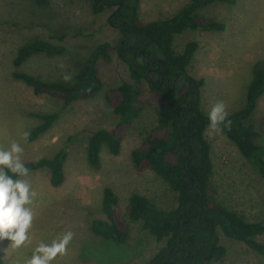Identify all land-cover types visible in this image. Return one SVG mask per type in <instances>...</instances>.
Instances as JSON below:
<instances>
[{
	"label": "rangeland",
	"instance_id": "obj_1",
	"mask_svg": "<svg viewBox=\"0 0 264 264\" xmlns=\"http://www.w3.org/2000/svg\"><path fill=\"white\" fill-rule=\"evenodd\" d=\"M188 1L141 0L140 19L169 18ZM109 15L110 11L94 15L90 0H49L47 6L33 0H0V148L8 149L13 141L18 142L24 149L22 163L51 157L60 149L68 154L66 180L59 188L50 185L46 169L18 178L26 180L35 193L32 203L25 206L34 218L29 242L24 246L13 248L10 241H0L3 264H24L39 243L50 244L69 231L74 235L66 254L58 255L52 264H148L163 245L127 218L131 230L122 248L113 247L90 229L92 218H103L99 208L106 187L115 191L123 211L133 193L147 197L165 211L177 207V194L169 185L152 172H137L130 158L145 133L155 126L158 106L142 112L123 140L119 155L104 149L98 168L87 161L89 134L112 129L118 121L104 91L122 80L133 83L128 67L112 53V62L98 64L103 91L68 107L52 97L36 96L31 88L12 78L13 72H25L43 81L66 82L64 77L70 76L66 83L71 82L96 45H116L120 40L119 30L108 24ZM198 15L225 24V30L187 31L175 38L174 46L181 51L189 41L198 43L188 71L203 81L201 108L208 115L212 106L222 101L230 115L245 106L253 64L264 59V0L218 2L200 9ZM36 39L63 45L66 52L54 58L34 56L21 65L14 64L18 48ZM140 89L146 99L148 85L143 83ZM56 111L60 118L47 133L33 142L25 140L24 133L40 124L33 114ZM260 118H264V95L257 102L252 120ZM206 137L212 146V180L218 200L249 221L264 219V180L224 134L210 136L207 130ZM260 142L264 144V135ZM258 240L264 243V236ZM221 243L227 255L212 264H264L261 256L241 242L221 236Z\"/></svg>",
	"mask_w": 264,
	"mask_h": 264
},
{
	"label": "trees",
	"instance_id": "obj_2",
	"mask_svg": "<svg viewBox=\"0 0 264 264\" xmlns=\"http://www.w3.org/2000/svg\"><path fill=\"white\" fill-rule=\"evenodd\" d=\"M33 1L39 6L49 4V0ZM218 2L233 3L234 0H189L174 16L142 21L141 0H90L94 15L110 11L108 24L118 29L121 36L116 45L107 42L96 45L69 83L43 81L25 72L12 73L14 80L31 88L36 96L52 97L68 107L103 91L100 61L112 62V53H115L128 67L133 83L122 80L104 91L105 100L117 117L116 125L109 130L91 132L86 140L87 161L92 168L100 166L104 149L113 156L119 155L123 140L142 112L153 105L159 107L155 126L145 133L130 158L137 172H152L169 185L177 194V207L165 211L147 197L133 193L123 211L115 191L106 187L99 208L103 218L90 220L93 234L115 248H122L128 242L131 230L128 220L139 223L142 232H149L158 242H163L148 264L218 262L227 255L221 236L245 244L264 259V243L258 240L264 236V219L249 221L217 198L212 180V146L206 137L209 116L201 108L203 81L188 71L198 43L189 41L181 51L174 46L175 38L187 31H224L225 24L198 15L200 9ZM65 52L63 45L36 39L18 48L14 64L21 65L39 55L54 58ZM143 83L149 88L146 99L142 98L140 89ZM263 95L264 59H260L253 64L246 104L228 115L231 130L225 129L223 134L264 180V144L260 142L264 118L252 120ZM33 116L40 124L29 132V142L47 133L59 120L60 112ZM67 157L66 150L60 149L51 157L23 163L28 173L46 169L50 185L59 188L66 180ZM0 264H3L1 258Z\"/></svg>",
	"mask_w": 264,
	"mask_h": 264
},
{
	"label": "clouds",
	"instance_id": "obj_3",
	"mask_svg": "<svg viewBox=\"0 0 264 264\" xmlns=\"http://www.w3.org/2000/svg\"><path fill=\"white\" fill-rule=\"evenodd\" d=\"M70 79V76L64 77L66 82ZM208 116L210 136L222 135L225 129L231 130L232 121L228 119L226 105L222 101L212 106ZM28 136L29 133H24L25 140ZM23 151L16 141H13L8 149L0 148V241H10L13 248H20L29 242L28 231L34 218L32 210L25 206L32 203L31 197L35 193L30 191L26 180L12 178L28 176V169L21 162ZM73 235L69 231L50 244L39 243L24 264H52L58 255L66 254Z\"/></svg>",
	"mask_w": 264,
	"mask_h": 264
}]
</instances>
